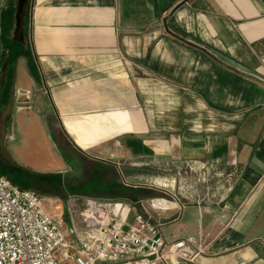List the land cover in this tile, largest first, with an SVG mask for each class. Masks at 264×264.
<instances>
[{
  "label": "crops",
  "instance_id": "crops-1",
  "mask_svg": "<svg viewBox=\"0 0 264 264\" xmlns=\"http://www.w3.org/2000/svg\"><path fill=\"white\" fill-rule=\"evenodd\" d=\"M12 42L17 113L54 116L12 117L14 161L81 169L123 229L201 250L168 264H264V0H29ZM170 167L221 188L178 197L151 174Z\"/></svg>",
  "mask_w": 264,
  "mask_h": 264
},
{
  "label": "built area",
  "instance_id": "built-area-1",
  "mask_svg": "<svg viewBox=\"0 0 264 264\" xmlns=\"http://www.w3.org/2000/svg\"><path fill=\"white\" fill-rule=\"evenodd\" d=\"M81 218L91 227L61 233L38 195L0 175V264H168L201 254L183 241L167 244L158 227L140 217L123 229L113 207L91 203Z\"/></svg>",
  "mask_w": 264,
  "mask_h": 264
},
{
  "label": "rangeland",
  "instance_id": "rangeland-1",
  "mask_svg": "<svg viewBox=\"0 0 264 264\" xmlns=\"http://www.w3.org/2000/svg\"><path fill=\"white\" fill-rule=\"evenodd\" d=\"M16 2L17 0H0V70L2 64L7 61L9 65L8 82L10 85L7 95L0 103V175L12 184L38 195L42 199L46 214L61 233L66 235L72 228L80 232L85 231L91 225L89 222L83 221L81 214L87 210L89 204L95 203L98 208L113 207L115 218H117V208L111 204L101 206L96 199L90 196L89 192H91L92 187L89 182L85 185L86 181L80 179L81 169L68 170L67 178H65V174L48 175L46 173L42 174L43 172L40 170H30L25 166L24 162L18 163L12 159V151L24 145V138L11 137L12 117H42L43 119L45 117H54L49 108L30 115V112L26 110L28 106H25V98L23 97L20 98V108L24 111L17 113L12 84L15 80L18 59L22 55H20L21 53L18 54L12 42ZM46 140L47 138L44 137L32 138V141L37 143L39 149L43 150L46 149V146L43 145ZM37 155H43L45 158L48 156L46 153L42 154L41 152H38ZM151 174H154L153 176L156 178L162 179V183H164L163 189L172 191L178 197L186 198L191 193L200 194L202 192L214 194L217 188H221L220 185H218L219 187L216 185V182L213 185L210 184L211 182H206L209 185L202 182L203 176L192 171L190 167H170L157 173L151 172ZM223 186L222 188L228 189L231 185L225 184ZM83 188L86 189L87 193L82 199L79 198V201H77L81 190H84ZM146 220L152 223L149 219ZM186 246L199 254L197 252L199 249L192 248L187 244Z\"/></svg>",
  "mask_w": 264,
  "mask_h": 264
},
{
  "label": "water",
  "instance_id": "water-1",
  "mask_svg": "<svg viewBox=\"0 0 264 264\" xmlns=\"http://www.w3.org/2000/svg\"><path fill=\"white\" fill-rule=\"evenodd\" d=\"M29 0H17L16 2V7H15V14H14V35L17 36L21 30H22V26H23V19H24V15H25V11H26V7L28 4ZM214 54L221 59L222 61H224L225 63H227L228 65L237 68L245 73H249V71H247L245 68L241 67L240 65L236 64L234 61H232L231 59L214 52ZM7 73H8V63L4 62L2 64L1 70H0V85L3 86L5 84V82L7 81Z\"/></svg>",
  "mask_w": 264,
  "mask_h": 264
}]
</instances>
